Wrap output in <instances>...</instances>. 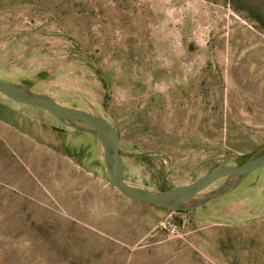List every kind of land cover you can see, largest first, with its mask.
<instances>
[{"label":"rangeland","instance_id":"rangeland-1","mask_svg":"<svg viewBox=\"0 0 264 264\" xmlns=\"http://www.w3.org/2000/svg\"><path fill=\"white\" fill-rule=\"evenodd\" d=\"M0 77L107 118L164 192L263 151L264 0H0ZM70 123L0 93V264H264V167L162 208Z\"/></svg>","mask_w":264,"mask_h":264},{"label":"water","instance_id":"water-1","mask_svg":"<svg viewBox=\"0 0 264 264\" xmlns=\"http://www.w3.org/2000/svg\"><path fill=\"white\" fill-rule=\"evenodd\" d=\"M0 93L9 99L50 112L65 122L76 121L82 125H70L85 130L97 137L103 151L106 169L112 185L126 198L136 202H146L158 207L179 211L193 210L205 205L226 189L238 185L251 173L264 167V149L257 155H252L241 164H225L218 166L192 183L177 185L164 192H153L135 188L129 185L125 178V162L120 150V135L111 122L85 109L64 105L48 94L38 93L21 84L10 83L0 77ZM227 177L214 191L192 205H185L198 193L206 190L216 180Z\"/></svg>","mask_w":264,"mask_h":264}]
</instances>
